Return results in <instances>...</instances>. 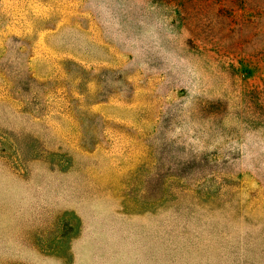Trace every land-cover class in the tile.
<instances>
[{
	"label": "rangeland",
	"instance_id": "rangeland-1",
	"mask_svg": "<svg viewBox=\"0 0 264 264\" xmlns=\"http://www.w3.org/2000/svg\"><path fill=\"white\" fill-rule=\"evenodd\" d=\"M0 264H264V0H0Z\"/></svg>",
	"mask_w": 264,
	"mask_h": 264
}]
</instances>
